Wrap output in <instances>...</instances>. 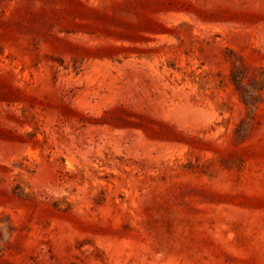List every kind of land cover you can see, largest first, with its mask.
I'll use <instances>...</instances> for the list:
<instances>
[{"label":"rangeland","instance_id":"obj_1","mask_svg":"<svg viewBox=\"0 0 264 264\" xmlns=\"http://www.w3.org/2000/svg\"><path fill=\"white\" fill-rule=\"evenodd\" d=\"M0 264H264V0H0Z\"/></svg>","mask_w":264,"mask_h":264},{"label":"trees","instance_id":"obj_2","mask_svg":"<svg viewBox=\"0 0 264 264\" xmlns=\"http://www.w3.org/2000/svg\"><path fill=\"white\" fill-rule=\"evenodd\" d=\"M233 82L237 85V86H239L240 84H242V79L240 80L239 78H237V79H233Z\"/></svg>","mask_w":264,"mask_h":264}]
</instances>
